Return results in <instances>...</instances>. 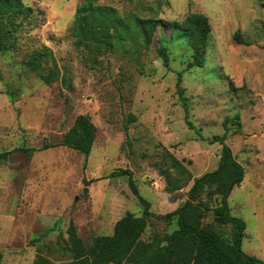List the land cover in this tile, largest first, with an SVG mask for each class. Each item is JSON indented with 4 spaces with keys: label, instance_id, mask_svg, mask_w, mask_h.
<instances>
[{
    "label": "rangeland",
    "instance_id": "obj_1",
    "mask_svg": "<svg viewBox=\"0 0 264 264\" xmlns=\"http://www.w3.org/2000/svg\"><path fill=\"white\" fill-rule=\"evenodd\" d=\"M80 1L23 0L33 13L16 32L17 47L0 52V151L23 148L0 159V264H31L37 254L67 261L58 246L66 244L70 221L88 244L110 233L125 211L140 215L126 176L111 175L123 168L150 203L142 238L170 231L175 220L162 216L186 198L193 177L217 166L221 144L211 138L224 132L245 171L227 198L230 213L245 222L241 249L264 262V1L96 0L124 16L180 21L205 14L211 30L201 66L193 64L187 36L161 25L146 47L114 40L112 50L94 55L67 31ZM41 44L66 70L65 82L46 84L22 63ZM79 113L97 127L87 156L55 145ZM43 143L49 146L41 149ZM165 148L191 176L172 192L160 174ZM205 221L227 232L212 212Z\"/></svg>",
    "mask_w": 264,
    "mask_h": 264
},
{
    "label": "trees",
    "instance_id": "obj_2",
    "mask_svg": "<svg viewBox=\"0 0 264 264\" xmlns=\"http://www.w3.org/2000/svg\"><path fill=\"white\" fill-rule=\"evenodd\" d=\"M32 13V7L24 4L23 0H0V52L17 47L16 32L22 21H27ZM159 25L186 35L192 50L193 64H203L211 26L207 16L201 12H190L180 21L140 17L133 13L124 16L96 0H81L76 5L74 18L67 31L76 45H81L94 55H101L112 50L114 40L141 42L143 46H148ZM157 53L162 64L168 67L169 58L165 47H158ZM22 63L28 70L39 72L46 84L66 80V70L60 69L51 48L45 44L28 52ZM181 72H176V90L187 120L189 108L180 84ZM96 133L97 127L91 117L79 113L55 145L72 148L87 156ZM225 135L224 132L211 138L221 144L217 166L193 177L186 198L162 216L166 222L175 220V226L170 231L162 235L155 234L147 240L142 238L147 218L152 215L150 203L140 194L132 170L118 169L111 175L126 176L132 194L142 206L141 214L125 211L116 219L110 233L97 234L88 244L84 243L70 221L66 228V244L58 246L69 254V259L53 262L46 255L37 254L31 264H264L258 257L241 249L245 222L230 213L227 198L232 189L242 182L245 171L225 144ZM48 146V143H43L41 149ZM22 149L0 151V159H6L12 151ZM162 160L167 162L165 167L160 166V174L165 178V191L172 192L186 186L191 176L182 161L166 148ZM170 169L174 175L170 174ZM208 212H212L216 223L227 227V232L205 221Z\"/></svg>",
    "mask_w": 264,
    "mask_h": 264
}]
</instances>
